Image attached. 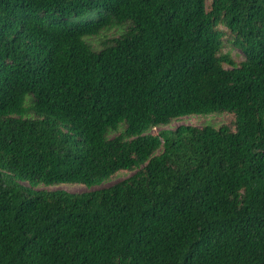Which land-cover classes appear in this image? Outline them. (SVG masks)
<instances>
[{
    "label": "trees",
    "instance_id": "16d2710c",
    "mask_svg": "<svg viewBox=\"0 0 264 264\" xmlns=\"http://www.w3.org/2000/svg\"><path fill=\"white\" fill-rule=\"evenodd\" d=\"M0 264H264V0H0Z\"/></svg>",
    "mask_w": 264,
    "mask_h": 264
},
{
    "label": "rangeland",
    "instance_id": "374dc122",
    "mask_svg": "<svg viewBox=\"0 0 264 264\" xmlns=\"http://www.w3.org/2000/svg\"><path fill=\"white\" fill-rule=\"evenodd\" d=\"M231 54L233 55V57H235L236 60L241 59V54L237 50L231 51ZM204 119L207 120L208 118H204ZM200 121H201L200 118H197L195 116L194 117H187V118H183V119H177V120H174L170 125H168L166 127H156V128H153L152 129V133H156V132H158L159 130H161L163 128L174 129L179 124H199ZM129 175H130V173H122V174L120 173V175H118L112 181H110V182H103L100 185L93 186L91 188H87V187H85L83 185H73V186H71V185H67V184L58 185V186H47V187H49L51 189H59V188H62V189L68 190L69 192H83V191H89V190H94V189H99V188L106 187V186L110 185L111 183H113L115 181H118V180H121V179H123V178H125V177H127ZM43 187H46V186H44V185H38V186L31 187L30 192L32 194H34L38 190L43 189Z\"/></svg>",
    "mask_w": 264,
    "mask_h": 264
}]
</instances>
